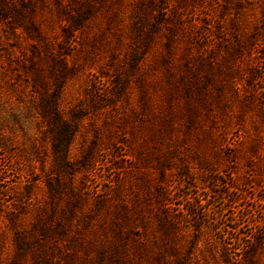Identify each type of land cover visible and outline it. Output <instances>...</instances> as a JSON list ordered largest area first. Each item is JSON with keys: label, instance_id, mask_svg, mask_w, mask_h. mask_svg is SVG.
Segmentation results:
<instances>
[{"label": "rangeland", "instance_id": "obj_1", "mask_svg": "<svg viewBox=\"0 0 264 264\" xmlns=\"http://www.w3.org/2000/svg\"><path fill=\"white\" fill-rule=\"evenodd\" d=\"M262 22L264 0H0V264L263 242Z\"/></svg>", "mask_w": 264, "mask_h": 264}, {"label": "trees", "instance_id": "obj_2", "mask_svg": "<svg viewBox=\"0 0 264 264\" xmlns=\"http://www.w3.org/2000/svg\"><path fill=\"white\" fill-rule=\"evenodd\" d=\"M151 2L153 4H156L157 2L161 3V0H151ZM256 34H260L262 35V37L264 38V22H262L259 31H257ZM257 52L261 53L260 57L258 56L255 59V63L252 64V62H250V64H246V68L249 72V75H251V79H255V73H253L252 71L254 68H258L259 64H263L264 62V46H259L257 47ZM259 60V61H258ZM250 61V59H248V62ZM256 68V69H257ZM250 85V84H249ZM65 134L70 133L68 130H64L63 131ZM69 136L70 134H68V136H66V139H64V143L69 142ZM3 175V174H2ZM3 177L0 174V182L2 181ZM53 215V214H51ZM48 216V219H52L53 216ZM164 217L169 221V224L171 223L172 225H174L176 223V220H174L175 216H171L170 214H163ZM187 215H192L196 216V221L199 224V218L202 217V214H187ZM44 230V229H43ZM49 230L48 228L46 229V231ZM45 231V230H44ZM228 231L227 235H231L232 233H234V230ZM241 239V238H239ZM246 242H243L241 248L237 247L234 248V244L239 245V243L241 241H239L238 239H235V243L233 242H228L225 244L224 248H222L223 251V257L225 259V264H258L261 262H264V257H263V250H264V239L262 240L263 242H257L256 240L254 241V244L252 242H249V240H245ZM225 243V242H222ZM237 251V252H236ZM47 264V262H45ZM264 264V263H263Z\"/></svg>", "mask_w": 264, "mask_h": 264}]
</instances>
